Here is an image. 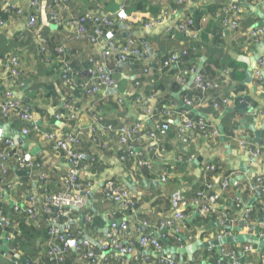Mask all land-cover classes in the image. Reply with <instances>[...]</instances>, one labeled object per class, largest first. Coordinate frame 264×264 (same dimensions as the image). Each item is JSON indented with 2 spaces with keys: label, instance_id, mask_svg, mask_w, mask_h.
I'll list each match as a JSON object with an SVG mask.
<instances>
[{
  "label": "crops",
  "instance_id": "1",
  "mask_svg": "<svg viewBox=\"0 0 264 264\" xmlns=\"http://www.w3.org/2000/svg\"><path fill=\"white\" fill-rule=\"evenodd\" d=\"M43 2L46 5L50 3V0H43ZM214 2L215 6L212 7V14L205 12L204 8L207 3L204 0H187L186 5L181 9H177L174 3L169 0H77L76 3L68 6V11L61 13L64 18H68L69 15L79 16L95 10L111 16L118 9H124L129 18L135 20V23L132 25H128L126 22L118 23L112 28L111 38L105 35L102 43L105 44L112 38L120 40L121 43L133 39L142 52L145 51V46L151 51V56L142 57L139 60L116 63L115 59L107 62V69L117 83L115 90L113 92L101 90L96 96L87 98L83 96L81 87L90 82V78L86 73L88 59L92 56L98 57L99 49L91 46L87 40L76 39L74 35L66 32L62 27L51 23L45 11L39 17L42 23L41 37L48 39L57 35V38L53 40L54 45L46 42L47 45L49 44V51L54 54L53 49L55 47H62L64 50V55L61 56L63 63L70 65L76 73L72 92L61 84L57 68L59 69L63 63L57 61L54 62L55 66L50 67L42 62L43 57L36 47L37 44L34 43L31 34L27 32L24 26V17L13 16L9 27L0 32V58L5 52L16 50L21 45L26 44L29 46L24 51L23 56L26 64L23 75L25 87L22 93L23 101L41 112L38 117L39 130L67 135L74 131V126L82 129L80 149L96 156L98 160V163L92 169L94 178L91 179L94 183V190L98 191L106 178H111L124 186H126L127 178L132 181L135 187L134 193L139 196L140 201L138 203L137 219L131 221L128 230L121 231L118 236L123 243L127 240L136 243V239L140 234L150 231L143 228L137 233L133 229V226L138 225L142 220H148L152 224L151 226L154 227L159 219L168 215L169 199L173 193H180L190 203L192 197L203 189L205 182L212 181L218 185L223 176L232 172L240 176L241 168L248 169L245 175L246 179L243 176L244 179L240 181V187H231L222 195L219 200V211L231 214L238 221L242 208L247 206L248 202L253 199L254 202L252 201L251 206H249L255 215L253 221L260 223L259 215L264 218V195L261 194L262 196L255 198L254 191L251 192L246 187V181L254 174L264 173V154L260 160L253 163L239 148L240 140L257 144L254 140L256 137L255 131L260 132L262 137L264 129V85L256 84L254 75L248 83L245 82L246 72L250 68L249 61L253 57L257 46L264 39L258 44H251L249 39V32L252 27L255 25L260 26L259 14L264 16V2H261V0L240 1L242 6L245 3L253 10L243 6L244 14L239 29L225 38L220 37L219 34L218 14L221 8L229 4L230 0H216ZM10 3L15 7L25 8L27 0H10ZM198 12H203V15L197 22V27L200 30L197 39H192L176 29V25L180 21L186 20L189 16L194 17ZM141 22H159V24L146 30L140 25ZM169 28H171L170 33L168 32ZM142 40L146 41L145 44L142 43ZM185 53L193 56L189 62L196 68V72L202 75L205 80L219 85L217 91L205 95L207 104L197 110L202 116L195 115L199 119L213 123L218 130V138L210 141L197 138L191 143L183 144L177 138V126L173 122L167 136L159 138V143L164 149L162 155L149 154L146 144L134 145L133 152L135 156L129 157L126 162L118 160L119 156L123 154L124 148L119 150L121 148L114 133H106L99 139L97 144H92L90 130L95 119L100 118L103 125L110 124L116 128L122 124L130 125L142 120L146 121L145 126H151L150 122L143 118V113L137 104H133L129 99L118 103V97L133 89L136 82H139L138 92L143 97H150L154 94V91L160 93V97L152 103V108L155 110L161 106L159 101L162 99H164L163 109H166L173 104L177 107L178 100L183 101L188 94L191 95L195 90L192 76L184 77L183 84L177 83V76H180L185 69V62L181 60L184 58L185 55L183 54ZM173 55L180 57L177 62L170 60ZM134 65L139 68H135ZM144 66H147L150 71L142 74ZM231 95L233 96L231 103L227 106H220L218 110L209 103V101H219L220 103L222 97L228 98ZM195 96L204 97L200 93ZM71 97V101L79 110L78 121L75 125L64 116L63 104L66 99ZM244 103H247L255 113L240 110L223 116L226 108L233 109ZM55 115L63 116V118L59 117L58 121L67 130L50 123L52 116ZM219 127H222V134ZM17 128L20 129V125ZM233 128L238 129L234 131ZM104 144L108 145V150L102 149ZM27 145L26 150L30 152L31 156H35L41 161L42 169L47 171L52 179L49 190L58 191L57 179L64 175L67 170L65 160L53 154L49 145L43 142L41 135L37 133L27 139ZM139 161L147 162V165L138 169L136 164ZM208 163L216 168L215 179L212 178L211 180L210 176L203 174V167ZM15 168L11 165L7 173H0V185L3 188V194L6 193V197L3 195L6 202L3 207L10 215H12L11 209L14 205L24 207L30 198L35 200L37 207H40L38 197L40 193L37 186L34 185L36 183L34 179L39 172L34 170L31 175L17 176L14 172ZM162 177H165L166 180L162 181ZM143 180H150L157 184L154 187H144L139 184ZM5 184H12L13 187L6 189L3 186ZM93 194L90 205L93 208L94 220L92 225L84 228L85 238L89 239L97 255V264H118L113 250L108 252L95 245V242L106 238V230L111 222L117 220L118 214L114 213L111 204L101 198L99 194L95 192ZM236 199L241 202V209L239 210L235 208ZM11 204H13L12 207ZM188 212H190L188 213V219L180 226L182 233L185 235L196 233V230L201 229L199 227L201 219H199L194 209L188 207ZM14 220L18 222V218ZM42 221L43 219L40 220L38 226H21L19 232L16 230L11 232L18 237L24 236V239L21 240L23 243L19 242L21 251L29 254L27 257L34 263L49 264L44 258L46 255L44 254L43 244L47 239L42 235L46 230L43 229L44 223ZM214 221L213 219L211 224L212 234L218 229ZM236 234H245V232H237L236 230ZM168 236L171 237L170 234ZM195 237L198 241L200 235L197 234ZM200 240L202 242L210 241ZM165 243L166 247L179 248L182 246H178L173 238H169V241L165 240ZM253 245L252 252L243 258L245 263L264 264V247ZM212 249L197 251L194 258L197 257L202 261L206 260L205 262L210 264L212 260L205 257L204 253ZM139 251L136 246L135 254L137 256H140ZM217 253L219 256L220 250ZM2 255L3 253L0 254V264L4 261ZM66 256H69V253ZM71 256H69V260L72 264H86L82 258L74 253ZM176 259L179 262L178 258ZM224 261L221 259V264H226ZM126 264H133L132 259L128 258ZM182 264H189L186 256H183Z\"/></svg>",
  "mask_w": 264,
  "mask_h": 264
},
{
  "label": "built area",
  "instance_id": "2",
  "mask_svg": "<svg viewBox=\"0 0 264 264\" xmlns=\"http://www.w3.org/2000/svg\"><path fill=\"white\" fill-rule=\"evenodd\" d=\"M76 1L50 0V3L45 5L43 0H27L25 8H18L11 4L10 0H0V12H2L0 13V32L9 27L13 16L24 17V26L27 32L31 34L34 43L37 44L36 47L43 57L42 62L50 67L55 66L54 62L57 61L63 63L61 59V56L64 55L63 48L55 47L53 49L54 54H52L48 49L46 39L41 37L42 23L39 17L45 11L51 23L62 27L66 32L74 35L76 39L87 40L91 46L99 49L98 57L92 56L88 59L86 73L90 78V82L81 87L83 96L86 98L94 97L101 90L113 92L117 83L107 69L106 63L115 59L116 63L139 60L142 57L145 58L143 56L144 52L140 50L133 39H128L126 42L123 41L121 43L120 40L112 38L105 44L102 43V39L105 35L111 38L112 28L118 23L126 22L128 25H132L135 23V20L130 19L124 9H118L111 16L102 11L95 10L79 16L69 15L68 18H64L61 13L68 11V6L76 3ZM169 1L174 3L177 9L184 8L187 2V0ZM204 1L210 4L216 0ZM240 1L242 0H230L229 4L221 8L218 14L220 37L225 38L230 33L236 32L239 29L244 14ZM261 2H264V0H261ZM158 24L159 22H141L140 25H142L143 29L149 30ZM191 25L192 22L188 17L186 20L180 21L176 25V29L192 39H197L200 31L189 30L188 27ZM168 32H171V28L168 29ZM263 38L264 27L253 26L249 32L250 43L258 44ZM28 48L29 46L26 44L21 45L16 50L3 54L0 58V122L10 124L11 128L18 130L21 135L26 136V141L24 142L26 145L27 139L31 134L37 133L41 135L42 141L49 145L50 151L65 160L67 170L64 175L57 179L59 190H49L52 179L49 173L42 169L41 161L35 156H31L30 152L24 149L22 145H17L9 138L0 137V144L4 146L0 150V173H7L11 165L16 167L15 169L17 170H29V175L36 170L39 173L34 179L36 181L34 185L37 186L40 192L38 196L40 207H37L35 200L30 198L24 207L14 205L11 209L12 215H10L3 207V204L6 205V202L3 197V188L0 185V242L5 241L8 250L5 252L0 248V254L3 253L2 258L4 260L2 264H21V256L24 254L17 242H15L18 236L12 234L11 231H18L21 226H38L41 219H43V225L47 229V241L43 244L44 254L48 257L51 264H67L65 256L71 252L82 258L86 264H97V255L89 239L85 238L84 229L86 226L92 225L94 220L93 208L88 204V196L94 192L110 203L114 213L118 214L117 220L111 222L106 230V238L95 242V245L108 252L113 250L115 256L121 259V264H126L128 258L132 259L133 264H179L177 259L171 260L167 255L163 254L166 246L164 247L162 242L167 238H173L178 246L182 245L181 247H183L196 241L195 236L197 234L200 235L197 240L202 239L204 241L220 240L234 236L239 226H241L242 231L248 236L264 237V223H255L249 219L250 208L246 206L242 208L243 210L240 218L237 219L238 221L231 214L219 211V200L222 195L231 187L238 188L240 186V181H236L238 176L232 172L223 176L218 185L212 181L205 182L203 189L192 197L190 203L180 193H173L169 199L168 215L161 218L160 222L154 227L151 226L152 224L148 220H142L138 225L133 226V229L137 233L143 228L150 231L140 234L136 239V243L130 240L124 243L121 242L118 237L120 232L128 230L129 223L137 219L139 196L127 186L119 184L111 178L104 179L100 189L98 191L94 190L92 169L98 163V160L96 156L80 149L83 131L78 126H74V131L67 135L42 131L36 125L31 126L38 123L39 113L41 112H38L36 108L23 101L22 92H24L23 89L25 87L23 75L26 64L23 56L24 51ZM178 57L177 55H173L170 60L177 62ZM195 69L192 66L184 70L180 76H177V83L183 84L184 77L194 76L192 79L194 89L204 95V97L187 95L183 103L188 107L198 110L207 104L205 95L209 92L217 91L219 85L205 80ZM57 71L62 86L73 92L75 84L74 76L76 75L73 68L63 63L59 69L57 68ZM144 72H147V70H144ZM253 75L257 81L261 82L264 79V54L256 62V69L253 71ZM137 86H139V82H136V86L133 89L125 92L123 96H119L118 103L129 99L133 104H137L143 113V118L149 121L151 126H145L146 121L142 120L130 125L122 124L116 128L110 124L103 125L100 118L95 119L90 130L92 144H97L104 134L114 133L121 148L119 150L124 148L123 154L119 156L118 160L126 162L129 157L135 156L133 152L134 145L146 144L149 154L162 155L164 149L159 143V138L167 136L173 122L177 126V138L183 144L191 143L197 138L210 141L219 137L218 130L213 123L204 119L196 121L190 117V112L186 110L177 111V107L174 104L160 111L153 109L152 103L160 97V93L154 91V94L150 97H143L138 92ZM231 99H233L232 95L228 98L222 97L220 103L219 101H209V103L218 110L220 106L230 104ZM71 100L72 97L66 99L63 107L68 112L65 117L75 125L78 121L79 110ZM173 114L175 115L172 117ZM59 117L63 118L62 115H55L56 120ZM19 125L20 129L17 128ZM239 144L240 150L251 162L254 163L260 160L264 154V129L260 145L252 144L246 140H240ZM102 149L108 150L109 147L107 144H104ZM136 165L138 169H141L147 165V162L139 161ZM203 170V174L210 176L211 180L216 176V168L212 164H206ZM165 180V177H162V181ZM3 186L6 189L13 187L12 184H5ZM246 187L251 192L257 190L260 194L264 195V173L254 174L246 181ZM240 203L238 199L235 200V208L238 210L241 209ZM188 207H192L202 221L199 226L201 227L200 230H196V233L185 235L182 233L180 226L189 217L188 213L190 212H188ZM65 208L69 209L65 210ZM15 218H18V222H15ZM213 219L218 229L212 234L209 221ZM169 234L171 237L168 236ZM136 246L140 250V256L135 254ZM236 246L240 249L238 255L231 248L223 245L220 248V259L217 261V264L221 263V259L227 260L226 264H246L245 260L244 263H241L239 253H241L242 258H245V256L252 252L253 247L247 243L236 244ZM147 250L150 252V255L143 253ZM10 252L18 254L20 257L15 258ZM205 261L195 257L193 263L209 264Z\"/></svg>",
  "mask_w": 264,
  "mask_h": 264
},
{
  "label": "water",
  "instance_id": "3",
  "mask_svg": "<svg viewBox=\"0 0 264 264\" xmlns=\"http://www.w3.org/2000/svg\"><path fill=\"white\" fill-rule=\"evenodd\" d=\"M243 6H245L246 8L253 10V8H251L249 5L243 3ZM259 17L261 19L260 21V26L264 27V16L259 14ZM145 40H142V43L145 44ZM144 57L146 56H151V51L149 50L148 47L145 46L144 48ZM264 54V39L263 41L257 46L256 51L254 52L253 57L251 58L250 62V68L249 70L246 72V79L245 82L248 83L252 77H253V71L256 69V62L259 60V58ZM198 73V72H197ZM194 76H192L191 79H193ZM264 80V79H263ZM110 90H108L109 92ZM177 111L180 110H186L188 112H190L191 114L194 115H199L200 117L202 116L200 112H198L196 109H193L192 107H188L186 105H184L183 101L178 100L177 101ZM240 110H244L247 113H252L254 112L253 109L247 105V103L242 104L241 106H238L236 108H226L225 109V113L223 116H225L228 113H232V112H238ZM50 123L56 126H59L61 128H63V130H67L65 127H63V124L60 123L58 120H56L55 116H52ZM34 125L36 126H40V122H38L37 124H32L31 126L33 127ZM222 127H219V129L221 130ZM238 128H233V130H237ZM69 134V133H68ZM221 134H222V130H221ZM255 142L260 145L261 144V133L260 132H256L255 131ZM0 137L2 138H9L11 140H13L17 145H22L24 149H26L27 145L24 144V142L26 141V136L21 135V133L10 127V124L6 123H1L0 122ZM14 172L17 176H28L30 171L29 170H17L14 169ZM248 172L247 168H241V174L240 176H238L236 178V181H241L243 179V176L246 175ZM126 186L128 188H130L131 191L135 190L134 185L132 184V181L130 180V178L126 179ZM141 186L144 187H148V186H153L155 184H157L156 182H152L150 180H143L142 182L139 183ZM255 193V198H258L260 196H262L257 190H254ZM4 197H6V193L4 194ZM93 198V193H91L88 196V204L90 205L91 203V199ZM254 202V200H250V202H248L247 204V208H249V206H251V202ZM13 206V204H11V207ZM64 209V208H63ZM69 208H65V210H67ZM56 210V209H55ZM259 222L260 223H264V218L259 215ZM238 231H242L241 226H239L237 228V232ZM2 245L0 246V248L7 252V248H6V242L2 241L0 242ZM163 243H165V241H163ZM245 243H252V244H256L258 246H260L261 248L264 247V237L263 238H257V237H253V236H248L246 234H236L234 236L231 237H227V238H223L220 240H210L208 242H202L201 240L196 241L195 243L189 244L185 247H181V248H177V247H172V246H167L164 251L163 254L167 255L171 260H175L176 258H178L179 260V264H182L183 261V256L187 257V261L189 264H193L194 261V255L197 251H201V250H206V249H216L217 252H219L220 248L223 245L226 244H245ZM145 255H150V252L144 251L143 252ZM10 254L12 256H14L15 258H19L20 256L18 254L15 253H11ZM158 255V254H157ZM220 256V255H219ZM239 256H241V263L244 262V259L242 258L241 253H239ZM21 264H36L34 263L29 257L26 258H22L21 259Z\"/></svg>",
  "mask_w": 264,
  "mask_h": 264
},
{
  "label": "trees",
  "instance_id": "4",
  "mask_svg": "<svg viewBox=\"0 0 264 264\" xmlns=\"http://www.w3.org/2000/svg\"><path fill=\"white\" fill-rule=\"evenodd\" d=\"M215 2H211L210 4L208 3L207 5H206V7L204 8L205 9V12L206 13H210V14H212L211 13V11H212V7L213 6H215V4H214ZM219 11V10H218ZM0 13H2V12H0ZM202 15H203V12H198L194 17L193 16H189V18H190V20H191V22H192V25L191 26H189L188 27V29L189 30H191V31H200L199 30V27H197V22L200 20V18L202 17ZM54 38H57V35H54L52 38H48V39H46V41H47V43H53V45L55 44V42L53 41L54 40ZM48 46H49V44H48ZM179 58L180 57H178V60H179ZM192 58H193V56H191V54H189V53H185V56H184V58L183 59H181V60H183L184 62H185V69L184 70H186V69H189V68H191L192 67V63H190L189 62V60L191 61L192 60ZM132 61H134V60H132ZM135 66V68H139V67H137L136 65H134ZM194 67V66H193ZM144 68V69H143ZM142 69V74H143V72H144V70H147V71H150L149 70V68L147 67V66H144ZM255 83L256 84H260V85H264V80H262L261 82L260 81H257V80H255ZM194 92H196L195 94H194ZM194 92L190 95V94H188V96H195V95H197V93L199 94V92H197V91H195L194 90ZM194 94V95H193ZM163 102H164V99H162V100H160L159 101V103H160V107H158V109H156L157 111H160V110H163ZM176 112V111H175ZM66 114H68V112L67 111H65L64 110V116H66ZM190 117L192 118V119H194V120H196V121H198V120H201V119H199L198 117H196L195 115H193V114H190ZM32 135V134H31ZM30 135V136H31ZM4 148V146L2 145V144H0V150H2ZM128 154V153H127ZM141 174H143V172H141ZM240 187V186H239ZM40 193V192H39ZM69 216H71V214H69ZM200 219V218H199ZM249 219L250 220H254L255 219V215L252 213V210H251V213H250V216H249ZM160 220L161 219H159V221L156 223V225L160 222ZM197 222H199V221H197ZM200 222H201V220H200ZM209 224H210V226L212 227V220L211 221H209ZM42 227V226H41ZM41 227H40V229H41ZM43 229H46V227L43 225ZM30 230H31V228H30ZM46 232H47V229L45 230ZM45 231L42 233V235L44 236V237H46V239H47V235L45 234ZM220 231V230H219ZM41 234V233H40ZM24 239V236L23 237H18V238H16V240H15V242H17V244L19 245V247H21V244H19V242H21V243H23V241H21V240H23ZM169 241V238H167L166 239V241ZM174 241V240H173ZM162 244H163V246L165 247L166 246V243L164 244L163 242H162ZM248 244V243H247ZM248 245H251V246H253L254 247V245L253 244H248ZM226 247H229V248H231L233 251H235L236 252V254L238 255V252L240 251V249L236 246V244H226ZM206 256L205 257H207V258H209V259H211L212 260V262L211 261H209V262H211L210 264H217V261L219 260V256H218V253L216 252V250L215 249H212L211 251H209V252H205L204 253ZM72 255V253H69V256H71ZM27 256H29V254H26V252H24V254L21 256V258H25V257H27ZM31 256V255H30ZM69 256H65V260H66V263L67 264H72V262L69 260ZM32 257V256H31ZM72 257V256H71ZM44 258H46L45 260H47L48 261V263L49 264H51V262H49V260H48V257L46 256H44ZM117 258V260H118V264H121V259H119L118 257H116ZM116 260V261H117ZM224 262H227V260H225ZM74 264V263H73ZM221 264V263H220Z\"/></svg>",
  "mask_w": 264,
  "mask_h": 264
},
{
  "label": "rangeland",
  "instance_id": "5",
  "mask_svg": "<svg viewBox=\"0 0 264 264\" xmlns=\"http://www.w3.org/2000/svg\"><path fill=\"white\" fill-rule=\"evenodd\" d=\"M5 53H7V52H5ZM251 209V208H250Z\"/></svg>",
  "mask_w": 264,
  "mask_h": 264
}]
</instances>
